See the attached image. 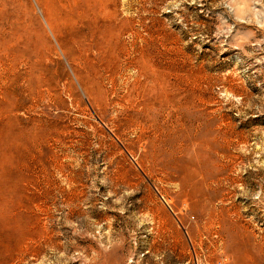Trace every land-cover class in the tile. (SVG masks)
<instances>
[{
  "label": "rangeland",
  "instance_id": "obj_1",
  "mask_svg": "<svg viewBox=\"0 0 264 264\" xmlns=\"http://www.w3.org/2000/svg\"><path fill=\"white\" fill-rule=\"evenodd\" d=\"M0 189V264H264V0H0Z\"/></svg>",
  "mask_w": 264,
  "mask_h": 264
},
{
  "label": "bare ground",
  "instance_id": "obj_2",
  "mask_svg": "<svg viewBox=\"0 0 264 264\" xmlns=\"http://www.w3.org/2000/svg\"><path fill=\"white\" fill-rule=\"evenodd\" d=\"M100 9V8H99ZM107 19V18H106ZM160 81V80H159ZM1 190V189H0ZM2 191H0V193H1ZM4 193V192H3ZM5 194V193H4ZM3 194V195H4ZM1 196V195H0ZM5 197V196H4ZM4 199H2V201H3ZM9 201V200H8ZM12 202V201H11ZM4 203H6V200H5V202ZM13 203V202H12ZM0 204H1V202H0ZM14 205H15V203H13ZM2 205V204H1ZM1 205H0V232H4V234H5V232H6V234H8V238H7V236H5L7 239H4V240H10L11 238H16V248L20 245V244H22L21 242H22V240L24 239L25 240V237L28 235L26 232H28V233H30L29 231H26L27 229L25 228V225H24V221H22L21 220V216H19L18 214H17V216H15V213H14V207L13 208H10L9 209V207H10V205H12V204H10V205H8L7 203L6 204H4L5 205V207H6V205L7 206H9L8 207V209L7 208H4V206L2 205V207H1ZM17 205H19V204H16V206ZM15 206V207H16ZM19 207V206H18ZM17 208V207H16ZM20 209V208H19ZM18 212H19V210H17ZM17 213V212H16ZM20 213H21V211H20ZM22 213H24V212H22ZM21 213V214H22ZM20 214V215H21ZM23 215V214H22ZM27 215V214H26ZM28 216V215H27ZM23 228H24V230H23ZM26 229V230H25ZM31 235V234H30ZM1 239H3V238H1ZM0 242H2V240L0 241ZM12 243H14V242H12ZM2 245V244H1ZM5 245V244H4ZM9 245V244H8ZM18 245V246H17ZM7 246V245H6ZM5 247V246H4ZM20 248V247H19ZM14 249H15V247H14ZM7 250V249H6ZM13 251V250H12ZM17 251H18V249H17ZM9 252H10V248H9ZM12 253V252H11ZM10 254V253H9ZM7 263V262H6Z\"/></svg>",
  "mask_w": 264,
  "mask_h": 264
}]
</instances>
